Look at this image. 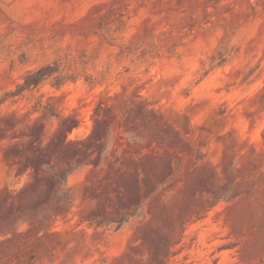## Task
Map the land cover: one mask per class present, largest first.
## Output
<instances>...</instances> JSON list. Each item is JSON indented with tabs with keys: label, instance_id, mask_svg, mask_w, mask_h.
<instances>
[{
	"label": "rangeland",
	"instance_id": "374dc122",
	"mask_svg": "<svg viewBox=\"0 0 264 264\" xmlns=\"http://www.w3.org/2000/svg\"><path fill=\"white\" fill-rule=\"evenodd\" d=\"M0 264H264V0H0Z\"/></svg>",
	"mask_w": 264,
	"mask_h": 264
},
{
	"label": "trees",
	"instance_id": "16d2710c",
	"mask_svg": "<svg viewBox=\"0 0 264 264\" xmlns=\"http://www.w3.org/2000/svg\"><path fill=\"white\" fill-rule=\"evenodd\" d=\"M52 73V71L50 72V67H43L36 72L29 74L26 77L24 88L27 89L32 86H39L44 80L50 77Z\"/></svg>",
	"mask_w": 264,
	"mask_h": 264
}]
</instances>
